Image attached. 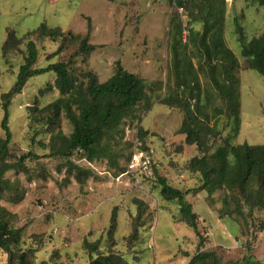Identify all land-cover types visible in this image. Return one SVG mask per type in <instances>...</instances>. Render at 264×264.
<instances>
[{
	"label": "rangeland",
	"instance_id": "374dc122",
	"mask_svg": "<svg viewBox=\"0 0 264 264\" xmlns=\"http://www.w3.org/2000/svg\"><path fill=\"white\" fill-rule=\"evenodd\" d=\"M226 3L224 37L240 60L242 95L240 132L232 142L263 144L264 80L257 71L247 68L235 17L246 39L259 36L264 33V5L255 0ZM187 15V11L177 10L171 0H0V137L5 136L1 127V95L15 83L23 62L18 53L9 60L2 56L1 47L9 28L23 35L45 22L87 33L91 20L90 42L98 47L86 63L79 58L78 67L92 70L103 82L120 60L130 72L145 80L152 101L147 109L144 102L140 103L117 131L102 138L104 154L89 160L85 154L73 152L72 161L93 171L89 178L78 182L69 173L68 160L52 154L50 133L31 142L28 107L36 101L44 106L60 95L56 88L41 92L48 82H54L55 73L33 76L23 92L13 98L11 160L29 151L39 158L27 162L29 173H6L11 180H20L26 194L19 203L4 199L1 204L13 214L14 226L23 229L21 249H33L36 263L53 255V261L62 264H89L98 254L112 252L133 264H188L199 251H214L220 264H264V208H255L250 215L249 207L243 205L244 215H240L230 199L224 200L226 189L211 194L207 190L189 192L186 198L199 215V229L205 237L199 246L200 238L182 221L177 202L161 195L155 171L183 191L202 184L201 173L189 168L191 158L198 153L197 146L187 144L186 134L179 132L184 112L163 103L169 85L174 86L175 82L169 74L171 18L180 17L190 29ZM191 25L201 28L200 24ZM56 47L52 41H45L38 66L58 59L56 56L49 60ZM189 48L201 83L211 88L210 80L200 69L202 57L199 52L193 56L192 46ZM73 50L65 52L63 58L67 59ZM211 93L215 105L226 110V101L217 90L213 88ZM217 120L212 132L216 134L211 136L215 139L213 151L232 129V120L226 113ZM140 127L146 133L143 139L138 135ZM59 129L66 135L73 130L64 115ZM113 215L117 217V228L112 241L108 230ZM138 225L137 238L130 237ZM86 240L97 241L99 250L91 253L85 247ZM0 264H7V255L1 249Z\"/></svg>",
	"mask_w": 264,
	"mask_h": 264
},
{
	"label": "trees",
	"instance_id": "16d2710c",
	"mask_svg": "<svg viewBox=\"0 0 264 264\" xmlns=\"http://www.w3.org/2000/svg\"><path fill=\"white\" fill-rule=\"evenodd\" d=\"M264 5V0H255ZM177 10L183 8L190 19V29L184 25L180 17L171 18L169 31V50L172 55L169 74L174 78V86L169 85L163 103L179 107L184 112V119L179 132L186 134V143L196 145L198 153L189 162L193 172H200L202 184L183 191L171 185L167 178L158 174V185L163 199L175 201L179 205L182 221L195 230L199 236V246L205 237L198 225L199 215L193 204L187 200L189 192L199 193L207 190L210 194L217 189L228 191L225 201L230 199L235 210L244 215L243 205L249 207L250 215L255 208H264V143L249 144L232 142L241 127V80L238 75L240 60L236 53L227 45L224 37V19L226 0H171ZM200 24L195 29L191 24ZM236 32L239 35L241 54L245 58L247 68L257 71L264 80V33L246 39L243 27L235 17ZM189 30L188 42L182 37L184 28ZM91 20L87 33H75L62 27L49 26L41 23L36 29L20 35L14 29H7L1 47L2 56L9 60L15 54H21L23 62L19 66L17 79L11 88L1 95L3 118L1 127L5 136L0 137V249L7 255V264H62L48 260L35 262L33 249L22 250V228L12 223L13 214L1 204V200L12 203L21 202L26 194L25 187L18 178L11 180L6 177L9 170L30 172L28 161L39 158L34 151L16 156L11 152L12 130L10 128V105L12 100L24 90L29 79L47 72L55 73L54 82H48L44 91L58 89L59 96L44 106L35 104L28 107L29 128L32 131L31 142L37 136L50 133L49 146L52 154L66 158L70 164L69 173L74 174L78 182L89 178L93 171L85 169L71 160L74 151L88 156L89 160L105 153L101 145L102 138L111 131H117L124 120L131 117L137 106L144 102L145 108L152 105L147 93V84L143 78L130 72L118 60L111 76L100 81L97 73L82 70L78 61L87 62L98 45L90 42ZM45 41L57 45L50 53L51 58L46 66H38L41 50ZM195 56L199 52L203 59L200 69L210 80L212 87H205L200 80L198 69L194 67L191 51ZM67 59L64 53L71 51ZM80 58V59H79ZM201 64V63H200ZM206 66V68H205ZM171 81V78H170ZM162 85V84H161ZM226 101V110L215 105L212 89ZM175 89V90H174ZM174 90V93L172 91ZM213 100V101H212ZM227 114L232 120V129L214 151L215 139L211 136L216 129L217 118ZM66 116L73 126L70 135L58 130L62 116ZM214 123L212 124V122ZM139 128L138 135L143 139L145 132ZM40 143L42 141H39ZM44 147H47L43 143ZM80 149L83 152H80ZM124 172V170L122 171ZM238 220L237 217L234 218ZM139 225L134 227L130 237L137 238ZM117 228V217L113 215L108 235L113 241ZM85 247L91 253L99 250V243L85 241ZM220 264L214 251H199L188 264ZM89 264H133L123 256L114 253L98 254Z\"/></svg>",
	"mask_w": 264,
	"mask_h": 264
},
{
	"label": "built area",
	"instance_id": "2783aa9c",
	"mask_svg": "<svg viewBox=\"0 0 264 264\" xmlns=\"http://www.w3.org/2000/svg\"><path fill=\"white\" fill-rule=\"evenodd\" d=\"M228 1H232V0H228ZM179 10H183V8H179ZM188 34H189V30L185 27L182 31V37H183V40L185 41L188 37ZM80 152H83L82 149H80Z\"/></svg>",
	"mask_w": 264,
	"mask_h": 264
}]
</instances>
